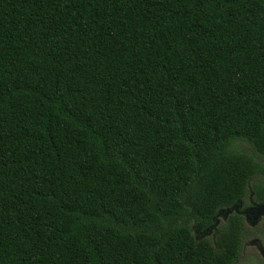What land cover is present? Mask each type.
<instances>
[{"label":"trees","instance_id":"obj_1","mask_svg":"<svg viewBox=\"0 0 264 264\" xmlns=\"http://www.w3.org/2000/svg\"><path fill=\"white\" fill-rule=\"evenodd\" d=\"M260 159L264 0H0V264H235Z\"/></svg>","mask_w":264,"mask_h":264},{"label":"rangeland","instance_id":"obj_2","mask_svg":"<svg viewBox=\"0 0 264 264\" xmlns=\"http://www.w3.org/2000/svg\"><path fill=\"white\" fill-rule=\"evenodd\" d=\"M238 144L243 147L244 150H250L249 144L241 141ZM260 162L264 164V159H260ZM261 179L264 180V175L261 174L259 177L255 176L252 179V182L248 185L242 205L235 204L229 210H224L218 213L214 218V224L210 228L202 231L198 226L191 225L193 233L197 239L206 238L213 243L217 229H221L224 226L226 215L233 210H241L244 213L243 218L247 231L243 238V249L241 250L239 258L235 264H264V214H261L256 217L257 219H254L253 215L256 210L254 206H251V188L253 187L254 182H261Z\"/></svg>","mask_w":264,"mask_h":264},{"label":"water","instance_id":"obj_3","mask_svg":"<svg viewBox=\"0 0 264 264\" xmlns=\"http://www.w3.org/2000/svg\"><path fill=\"white\" fill-rule=\"evenodd\" d=\"M256 212L253 215V218L255 219L257 216L264 214V203L260 205H254ZM257 219V218H256Z\"/></svg>","mask_w":264,"mask_h":264},{"label":"flooded vegetation","instance_id":"obj_4","mask_svg":"<svg viewBox=\"0 0 264 264\" xmlns=\"http://www.w3.org/2000/svg\"><path fill=\"white\" fill-rule=\"evenodd\" d=\"M241 210H239L238 212H240ZM242 212V211H241ZM243 213V212H242ZM244 214V213H243ZM243 249V244H242V248H241V250ZM240 253H241V251H240ZM240 255V254H239Z\"/></svg>","mask_w":264,"mask_h":264}]
</instances>
